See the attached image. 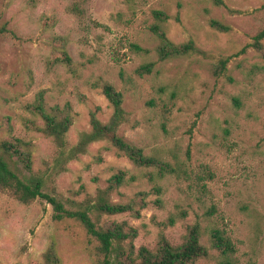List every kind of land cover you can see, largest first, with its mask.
<instances>
[{
    "label": "rangeland",
    "instance_id": "rangeland-1",
    "mask_svg": "<svg viewBox=\"0 0 264 264\" xmlns=\"http://www.w3.org/2000/svg\"><path fill=\"white\" fill-rule=\"evenodd\" d=\"M156 11L169 17L162 27L172 42L193 41L200 52L160 62L151 32L159 23ZM2 28L0 144L12 137L31 143L34 172L52 175L46 192L67 206L81 203L125 170L138 179L115 192L113 201L146 192L149 204L140 219L123 214L103 221L138 229L136 250L155 249L161 235L179 246L187 227L200 224L210 257L196 264L221 259L212 248V229L230 237L240 264H264V40L260 49L253 46L264 29V0H0ZM64 53L70 66L56 62ZM143 62H154L155 70L141 77ZM103 82L124 96L128 122L120 135L172 164L174 174L150 182L143 173L157 175L156 169H137L105 141L53 174L56 145L36 129L43 122L28 106L41 94L48 109L69 104L74 122L66 138L75 146L90 131L92 112L102 122L112 115L95 87ZM158 197L161 208L151 203ZM53 215L44 200L27 205L1 194L0 264H53L47 260L53 245L58 264H96L82 225ZM171 216L177 222L166 226Z\"/></svg>",
    "mask_w": 264,
    "mask_h": 264
},
{
    "label": "trees",
    "instance_id": "trees-1",
    "mask_svg": "<svg viewBox=\"0 0 264 264\" xmlns=\"http://www.w3.org/2000/svg\"><path fill=\"white\" fill-rule=\"evenodd\" d=\"M154 14L159 23L151 27V32L159 42L156 52L160 62L200 52L193 41L183 44L172 42L162 27L169 17L161 11H156ZM212 26L224 32L228 30L227 27L216 21L212 22ZM4 32H6L5 28L0 29V36ZM263 40L264 29L255 36L253 46L260 49ZM132 49L148 54L147 50L136 44L132 45ZM56 60V62L68 66L72 64L67 53ZM225 64L226 62H222L221 69L225 67ZM154 70V62H143V65L137 69V73L144 77L152 74ZM95 87L101 88L113 110L112 115L108 122H102L97 113L92 112L89 119L91 129L82 133L75 146H70L66 138L74 122L69 104L63 109L60 107L48 109L44 96L41 94L35 103L28 106V110L43 122V125L36 129L51 138L56 145L57 155L54 159L53 174L64 171L65 165L85 154L91 144L103 141L108 142L119 155L126 157L137 169H156L157 175L143 173V177H147L150 182L155 183L156 179L174 174L176 170L172 164L155 155L145 154L141 147L120 135V128L128 122L122 92L109 82L96 84ZM31 146V143L14 137L1 142L0 197L1 194L7 193L27 205L44 200L53 207L55 220H76L86 231L89 242L93 244L98 257L96 264H196L198 261L210 257L208 248L200 241L203 233L200 224L187 227L184 242L179 246H173L164 235H161L155 249L141 247L136 250L134 243L139 235L138 229L129 226L126 222L106 223L103 221L105 216L123 214H129L135 219L141 218L142 211L149 204L147 203L148 193L140 192L125 203L114 202L112 199L113 194L120 188L136 182L138 179L136 175L129 176L127 171L118 170L109 178L107 186L98 190L95 197L87 198L81 203L70 202V206H67L54 192L45 191L46 184L52 175L45 176L34 172ZM161 190V187L154 186L153 191L157 195H160ZM151 203L158 208H161L163 204L159 197ZM186 216V213H182L180 219H185ZM176 222L177 218L171 216L165 225L175 226ZM210 241L212 248L220 253L221 259L217 264H240V261L235 257L237 249L223 230L212 229ZM47 260L53 264L59 263L55 245L49 248Z\"/></svg>",
    "mask_w": 264,
    "mask_h": 264
}]
</instances>
